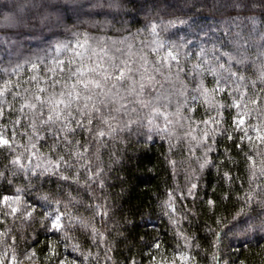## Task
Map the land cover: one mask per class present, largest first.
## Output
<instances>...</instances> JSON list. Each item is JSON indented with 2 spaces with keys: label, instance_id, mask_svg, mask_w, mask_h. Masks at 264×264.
Returning a JSON list of instances; mask_svg holds the SVG:
<instances>
[{
  "label": "snow or ice",
  "instance_id": "1",
  "mask_svg": "<svg viewBox=\"0 0 264 264\" xmlns=\"http://www.w3.org/2000/svg\"><path fill=\"white\" fill-rule=\"evenodd\" d=\"M234 6L240 7L241 3ZM242 6L248 7V4ZM250 19L255 24L254 18ZM179 23L187 22L180 20ZM168 27H176L175 22H170ZM234 27H240L235 19L226 22L223 36L215 29L210 34L201 28L206 39L198 40L196 48H188L187 52L183 49L190 41L184 39L166 50L163 43L153 41L155 47L148 52L147 45L137 52L131 45L127 50L119 46L115 49L94 46L91 37L78 35L72 42L58 41L51 45V53L45 56L27 58L24 63L18 62L9 68L0 67V120L11 121V129L6 125L0 128V155L5 151L14 155L9 161L14 169L12 175L24 173L28 185H33L52 176L79 183L83 174L89 186L95 184L103 190L106 172L101 167L100 149L110 143L114 146L121 139V133L147 128L149 133L168 141L169 151L177 147L172 142L175 139L181 147H187L188 158L195 160L197 167L189 176L188 197L198 198L200 185L191 182L197 172L202 175L205 170L219 171L229 163H238L227 151L223 153L225 159L213 155L219 151L218 145L225 136L232 141L235 156L247 168L250 185L256 184L264 178V87L254 90L257 85L252 82L248 88L243 74L247 70L243 67L247 49L241 32L232 31ZM151 32L156 34L155 25ZM3 43L0 38V45ZM258 79L264 85V63ZM225 112L231 117L229 127L223 126L228 123ZM20 128L24 131L18 132ZM18 136H26L27 143L17 144ZM19 147L24 151L16 154ZM37 157L39 162H35ZM0 178H7L4 171H0ZM223 178L232 183L236 180L230 171L224 172ZM258 186L261 190L258 194H264V183ZM22 191L17 188L16 195H3L0 202L19 204ZM253 191L250 188L244 196L247 203L254 200ZM173 195L170 193L164 201L165 215L170 217L178 211ZM43 199L48 201V197ZM207 204L212 206L214 201L209 199ZM95 208V216L108 215L103 205ZM11 211L17 213L18 209L14 207ZM34 211L35 208L29 210L25 206L24 218H31ZM41 215L50 221V227L46 226L48 231L61 234L49 245L46 257L49 264L99 262L100 257L85 253L79 242L66 244L70 248L69 256L77 254L74 258L58 251L60 241L75 240L69 235L72 225L64 222L65 217L88 230L97 247L107 244L94 224L59 210ZM172 222L177 223L174 218ZM178 239L184 241L183 249L194 247V238L190 240L182 229ZM154 247L159 249L161 245L156 242ZM110 252L111 246H108L104 253L106 261L111 260ZM35 255V252L27 254L26 259H33ZM197 255L182 250L179 258L182 264H197ZM221 261L217 252L209 264H221Z\"/></svg>",
  "mask_w": 264,
  "mask_h": 264
},
{
  "label": "trees",
  "instance_id": "2",
  "mask_svg": "<svg viewBox=\"0 0 264 264\" xmlns=\"http://www.w3.org/2000/svg\"><path fill=\"white\" fill-rule=\"evenodd\" d=\"M66 2L84 3L87 7L79 16H62L61 12L52 7L42 9L37 16L42 27L53 19L64 25L63 30L54 36L45 35L51 45L58 41H74L78 35H87L91 37L90 42L94 46L99 44L113 49L119 46L127 50V46L131 45L132 50L138 52L147 45L145 51L148 52L152 41L150 29L155 25L159 33L164 34L165 30L173 43L177 31L182 39L191 41L183 49L187 52L188 48H196L198 40L203 42L206 39L201 28L210 34L215 29L223 36L226 22L235 19L240 27H234L232 31L241 32L247 49V60L243 66L247 70L243 74L247 77L248 88L252 87V82L257 85L254 90L264 87L258 79L261 64L264 63V0H137L143 7L136 9L130 7V0ZM238 2L241 6L235 7ZM3 3L4 0H0V6ZM32 3L38 4L39 0H32ZM244 3L248 7H243ZM170 4L175 6L170 7ZM25 11L27 13L29 10ZM250 18H254L255 24ZM180 20L187 22L182 32L176 27L170 29L166 26L170 22L179 23ZM15 24L14 16L0 18V38L4 41L0 45V67L9 68L18 62L24 63L27 58L35 59L48 54L49 47L41 45L38 38L17 35ZM189 25L192 27L189 28ZM170 33L175 35L169 37ZM121 41L125 43L120 44ZM175 43L178 44L177 41ZM224 119L228 123L223 126L229 127L231 117L226 112ZM5 125L11 129V121L0 120V128ZM17 131L23 132L24 129ZM149 135L152 139H148ZM120 137L114 146L110 143L108 147L100 149L101 167L106 172L103 190L95 184L89 186L83 174L79 183L62 181L52 176L47 181L28 185L24 173L12 175L14 169L9 161L14 159V155L7 151L0 155V171H4L7 176L0 178V197L9 193L16 194V189L20 188L23 191L19 195L35 208V219L23 227L17 222H11L5 204L0 202V232L5 231L8 224L12 228L8 246L3 250L0 247V264H10L12 256L23 249L30 251V254L36 253L33 258L36 264H49L46 259L49 245L61 235L51 233L46 229L48 224L43 223L41 210L43 204L48 205L49 202L52 209L56 206L57 209L94 224L108 242L97 247L88 230L73 225L69 235L74 236L75 240L60 241L58 244V251L68 258H74L77 254L69 256L70 248L66 244L79 242L85 253L91 252L100 257L99 262L93 260L91 264H131L133 260L136 264H182L179 258L182 250L198 254L197 264H209L212 255L217 252L222 257L221 264H264V233L259 234L251 228L244 233L243 238L235 234V230L243 227L248 219L264 216V203H261L264 194H258L261 192L258 185L264 183V178L250 185L248 170L235 156L232 141L225 136L218 145L219 151L213 155L225 159L223 153L227 151L238 163H229L219 171L205 170L202 175L197 172L191 182H198L200 187L197 189L198 198H193L187 196L186 190L192 169L197 165L194 159L188 158L186 146L181 147L179 141L173 139L177 147L169 151L168 141L155 133H149L147 128L121 133ZM27 139L26 136H18L17 144L27 143ZM217 139L221 138L218 136ZM23 151L19 147L16 154ZM39 159L37 157L35 162H39ZM117 160L119 162H115ZM169 161L175 163L170 164ZM226 171L236 177L234 183L224 180L223 173ZM250 188L254 190V200L247 203L244 196ZM170 193L174 194V205L178 209L172 217L165 215L167 209L164 207V201ZM181 196L185 198L181 200ZM43 197H48V201H39ZM209 199L214 201L212 206L207 204ZM96 205H103L108 215L103 218L95 216ZM172 218L177 221L176 224ZM181 229L190 240L194 238L193 248L183 249L184 241L178 239ZM156 242L161 245L159 249L154 247ZM108 246H111L110 261L104 259Z\"/></svg>",
  "mask_w": 264,
  "mask_h": 264
},
{
  "label": "clouds",
  "instance_id": "3",
  "mask_svg": "<svg viewBox=\"0 0 264 264\" xmlns=\"http://www.w3.org/2000/svg\"><path fill=\"white\" fill-rule=\"evenodd\" d=\"M49 7L61 12L62 16H79L85 12L87 6L84 3L74 4L66 0H39L38 4L32 3V0H4L0 6V18L14 16L16 18L14 29L17 35L38 38L41 45L50 47L51 43L45 39V35L54 36L63 30L64 25L55 19L43 27L38 23L39 11ZM130 7L142 8L143 4L137 3V0H130ZM26 9L29 10L27 13Z\"/></svg>",
  "mask_w": 264,
  "mask_h": 264
},
{
  "label": "rangeland",
  "instance_id": "4",
  "mask_svg": "<svg viewBox=\"0 0 264 264\" xmlns=\"http://www.w3.org/2000/svg\"><path fill=\"white\" fill-rule=\"evenodd\" d=\"M176 24V28L178 30H180L181 32L185 30V24H180V23H175ZM169 25V24H168ZM166 25V26H168ZM165 26V28H166ZM152 28V27H151ZM174 27H170V29H173ZM151 31V29H150ZM163 33H159V29L156 28V34H153L151 32V36H152V41H151V46L150 48L152 47H155V44L153 43V41H156V42H159V43H163L165 45V50L168 48V46L173 45V44H176L175 42L177 41V43H180V40L182 39L181 38V34H178V31L176 33V41L173 43V41H171V39L168 38V33L164 30ZM166 33V34H165ZM175 34L174 33H170L169 34V37L171 36H174ZM262 35L264 36V33L262 32ZM262 39V38H261ZM263 41H264V37H263ZM262 41V42H263ZM66 42H72V41H66ZM259 42H260V39H259ZM192 42L190 41V44ZM55 44V43H54ZM53 44V45H54ZM194 44V43H193ZM48 54L51 53V48L49 47L48 48ZM163 51V50H162ZM16 194H11L9 193V196H14ZM42 203L43 202H47L45 201L43 198H40V200ZM58 201L60 202V200L58 199ZM50 205L52 206V204L49 202L48 205H44L43 204V207H42V210L41 212L42 213H51V212H55L56 210H59L61 211V213H63L64 211L61 209H57L56 206L53 207V209L50 207ZM25 206H28L29 207V210H31L33 208V206H30V204H27L26 201L23 199V197L21 196V202L19 204H16V203H11L9 202L8 204H5V207H6V212H7V215L9 217V219H11V222H17L18 224L22 225L23 227H25L26 225L30 224L34 219H35V215L33 213L32 217L31 218H28V219H25V212H24V208ZM63 206V204H62ZM17 208L18 209V212L17 213H13L11 211L12 208ZM38 213V211L36 212ZM260 219V220H259ZM264 216L262 215L261 217H258V218H251L250 220L248 219L246 222H245V225L241 228H237L235 230V234L236 236L240 237V238H243L244 236V233H246L249 229H254L255 231H257L259 234H262L264 233ZM255 220H257L256 222H254ZM260 221L262 223H260ZM64 222L65 223H68V224H71L72 227L73 225H79V224H74L72 223V221L68 220L67 217L64 218ZM43 223L44 224H48V227H50V221L49 220H45L44 219V216H43ZM81 227V226H80ZM83 228V227H82ZM11 226L10 224H8L7 226H5V231L3 232H0V247L3 249H5L8 245V241H9V238H10V234H11ZM236 237V238H238ZM234 238V239H236ZM27 254H30V251H28L27 249H23V250H20L18 253H16L15 255L12 256V259L10 264H36L33 259H26V255ZM9 261V260H8Z\"/></svg>",
  "mask_w": 264,
  "mask_h": 264
}]
</instances>
